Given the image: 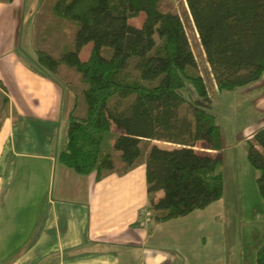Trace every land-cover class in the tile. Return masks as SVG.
Masks as SVG:
<instances>
[{
    "label": "trees",
    "instance_id": "obj_1",
    "mask_svg": "<svg viewBox=\"0 0 264 264\" xmlns=\"http://www.w3.org/2000/svg\"><path fill=\"white\" fill-rule=\"evenodd\" d=\"M185 2L217 91L258 81L264 74V0ZM53 12L61 20L79 23L74 49L59 57L37 49V62L53 73L62 64L74 67L88 84L81 92L86 106L82 116L77 114L79 96L74 93L58 163L80 175L95 172L100 180L134 168L145 155L144 141H164L174 147L153 143L146 148L149 221L183 217L220 200L221 125L212 112L213 97L185 22L172 0H56ZM139 16L143 22L136 25L131 20ZM88 44L89 56L82 60L80 52ZM7 103L3 96V105ZM113 126L123 131L114 140L123 162L120 169L103 150L104 137ZM199 141L219 152L196 150ZM248 143V159L259 172L257 185L264 199V128ZM254 264H264V246Z\"/></svg>",
    "mask_w": 264,
    "mask_h": 264
},
{
    "label": "crops",
    "instance_id": "obj_2",
    "mask_svg": "<svg viewBox=\"0 0 264 264\" xmlns=\"http://www.w3.org/2000/svg\"><path fill=\"white\" fill-rule=\"evenodd\" d=\"M41 3L0 1V118L4 115L0 200L17 177L23 176L29 183L27 200L35 204L41 189L38 204L45 205L40 208V223L37 216L31 226L30 220L28 224L31 234L36 229L39 235L10 263L35 264L41 256L52 255L49 264H227L226 227L215 221L225 213L222 198L186 216L145 224V159L126 173L112 172L100 180L95 172L80 175L58 163L57 154L65 145L68 130L64 123L75 92L57 73L37 62L34 28ZM44 19L48 18L42 19L41 28ZM19 46L31 61L24 52L17 53ZM211 82L215 90V81ZM225 94L240 97L237 107L244 121L241 129H235L236 141H253L254 134L264 128V74L255 83L234 91L212 92L213 108L221 104L218 97ZM3 96L8 98L6 105ZM80 98L77 114L82 116L86 106ZM112 130L123 132L115 126ZM221 130L223 139L222 125ZM153 142L160 146L163 141ZM206 150L212 155L218 152ZM162 195L159 192L157 196ZM10 208L12 213L14 208ZM4 212L0 202L1 223ZM29 213L36 215L34 208Z\"/></svg>",
    "mask_w": 264,
    "mask_h": 264
},
{
    "label": "rangeland",
    "instance_id": "obj_3",
    "mask_svg": "<svg viewBox=\"0 0 264 264\" xmlns=\"http://www.w3.org/2000/svg\"><path fill=\"white\" fill-rule=\"evenodd\" d=\"M55 1L40 0L42 3L38 6L39 13L34 28L35 40L33 47L35 51L42 49L55 57H59L61 52L74 49V36L79 23L58 18L53 12ZM172 2L175 10L180 13L185 22L188 37L198 61L199 70L205 78L209 92L212 95V92L214 94L217 88L216 85H212L215 90L211 89L210 83L214 79L186 2L185 0H172ZM46 17L48 19L47 21L43 20L45 21L43 27L48 31L40 27L42 19ZM131 21L136 25H141L143 16L134 18ZM41 29L44 30L42 35L40 34ZM90 47L91 44H88L81 50L80 58L82 60H87ZM23 52L27 56V61H31L29 54L19 46L17 53ZM56 75L64 79L69 84L68 86L80 97L82 96V88L88 86L74 67L62 64ZM188 89H190L192 96L195 97L194 88L189 83ZM185 94L187 98L191 97L189 91H185ZM239 98L237 94L232 97L227 96V94L219 96L218 99L221 104L219 103L212 109V112L217 116L218 123L223 128L220 157L224 175V195L222 200L225 206V213L215 221L223 223L226 227L227 261L229 260L227 264H254L257 251L264 246V199L260 196L257 185L259 172L251 165L248 159L249 143L247 140L242 142L243 144L238 143L235 137V129H241V124L244 121V115L240 108L237 107L240 103ZM3 116L1 120H3ZM64 124H68V119ZM117 135L119 134L113 130L105 135L103 150L105 154H109L115 161L117 169H120L123 162L119 151L114 148V140ZM153 143L145 141L142 143L145 155L143 154L141 160L146 159V148ZM160 146L163 148L174 147L173 144L164 141L161 142ZM206 148L209 149L207 143L202 141L197 143L196 150L201 152L208 151ZM27 184L29 186L23 176H18L13 186L2 193L0 202L5 212L1 217L2 223L0 221V264H12L10 261L13 257L22 256L30 248L31 242L36 239L35 237L39 235V231H36V229L31 234L32 230L28 227V224L30 220L31 226L37 216V222L40 223L42 218V209L40 208L45 206L41 203L38 204V199H42V191L41 189L39 190V196L34 198L36 202L33 204L25 196V192L29 190L26 186ZM39 184L41 185L42 183L39 182ZM9 207H11L10 209L14 208L12 213H9ZM31 208H34L35 216L29 213ZM53 259L52 255L48 257L41 256L40 261L35 264H49L52 263Z\"/></svg>",
    "mask_w": 264,
    "mask_h": 264
},
{
    "label": "built area",
    "instance_id": "obj_4",
    "mask_svg": "<svg viewBox=\"0 0 264 264\" xmlns=\"http://www.w3.org/2000/svg\"><path fill=\"white\" fill-rule=\"evenodd\" d=\"M143 213L145 214V224L149 222V216H150V213L146 210L143 211Z\"/></svg>",
    "mask_w": 264,
    "mask_h": 264
}]
</instances>
